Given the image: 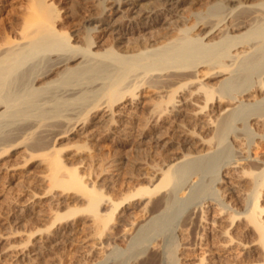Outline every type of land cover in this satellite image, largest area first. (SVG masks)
Masks as SVG:
<instances>
[{"label":"bare ground","instance_id":"bare-ground-1","mask_svg":"<svg viewBox=\"0 0 264 264\" xmlns=\"http://www.w3.org/2000/svg\"><path fill=\"white\" fill-rule=\"evenodd\" d=\"M172 1L154 0L150 3L147 0H104L99 17L91 13L87 15L85 21L92 26L88 24L85 36L78 32L80 28L77 23L73 25L72 31L63 30L62 25L69 17L68 12L44 1V5L33 6L22 26L15 30L13 38L7 37L0 41V159L3 160L9 155L15 157L19 152L13 151L21 147L25 148V152L18 156L24 163L31 162L32 165L34 160L41 158L46 163L43 168L50 183L49 191L60 188L83 192L87 197L84 211L90 212L95 222L102 227H109L120 203L108 198L112 204L107 208L108 212L102 213L105 194L96 187L86 186L80 172L78 174L80 169L77 171L73 166L74 158H69L67 150L71 146L70 136L80 125L86 123L89 114H93V122H104L108 117L106 106L113 109L112 106L122 103L123 106L120 107L128 109L130 101L125 103V98H129V94L135 95L138 89L148 85V88L157 90L156 94L154 91V96L157 95L159 99L166 98L156 100L155 104L153 102L158 110L174 106L180 108L181 110H176L181 113L187 111L191 114L190 109V112L186 109L208 107L211 112H215L212 114L217 113V118L213 117V124L216 125L215 139L219 145L224 144L231 132H234L233 129H238L237 124L244 127L242 129L246 133L245 140L249 145L254 139L264 140V0H180L177 8L173 10V13H177L173 16V21L167 25L161 24L162 16L156 14L158 21L147 24L152 28L149 37L135 36V39L129 38L130 41L122 44V39L114 36L117 21L110 16L119 11L135 14L138 23L129 27V30L141 29L142 32L141 25L146 24L144 17L154 13L156 9L157 12L159 7L161 10H169L164 7L166 4H173ZM212 1L215 2L211 3ZM233 3L238 6L234 5L233 8ZM185 5L187 6L183 12H177L179 6ZM121 31L124 32L122 28ZM142 95L141 93L140 96ZM175 96L178 99L175 100ZM139 103L131 102L129 107L131 105L130 108L138 109ZM124 110L119 111L121 115ZM126 115H130L129 112ZM129 119L133 120L132 117ZM57 139L58 142L60 140L61 148H57ZM241 139L243 142L244 139ZM226 145L215 153L213 151L214 154L199 155L171 167L153 188H136L135 192L123 199L133 202L148 198L153 202V197L162 192L159 197L157 195L152 207L146 206L143 209L142 214L147 217V223L137 230L134 238L131 237L132 243L123 252L132 254V258L143 253L145 244L153 233L158 234L178 225L180 215L190 207L197 208L198 205L202 211V215L198 213L200 217L196 220L193 217L192 220L187 214L191 225L209 228L213 235L211 238L204 237L207 234L199 238V245L196 247L187 243L184 234H179L180 239L177 242L188 245L186 249L198 247L207 250L208 254L204 251L207 255L215 251L220 253L222 258L210 261L211 264H237L241 260L246 261V248H250L255 254H261L264 259V207L261 198V191L264 190V159L254 154L255 158L249 160L250 156H245L244 152L240 159L231 162L229 159L233 152L230 151V145ZM80 162L75 163L82 165ZM246 162H249V166H256L258 171L251 172L246 167ZM15 165L17 164H12L9 160L0 162V169H9ZM247 174L252 175V178L248 182V197L245 196L243 201L239 200L243 210L237 208L229 199L215 203L214 207V202L206 200L212 192V183L219 180L228 189L240 188ZM193 175L200 177V181L189 186L190 192L184 199L178 198L179 190L188 184V179ZM6 177L8 179L9 175ZM145 219L144 217L143 220ZM248 237L250 239L246 240ZM166 239L164 251L161 249L159 256L154 254L144 264L179 262L177 250L182 245L176 244L174 236ZM116 244L118 245L115 242ZM112 250L111 253L114 252ZM203 258L207 259V256ZM100 259L97 262L102 263V258ZM198 261L185 260L182 264H203L202 260Z\"/></svg>","mask_w":264,"mask_h":264},{"label":"rangeland","instance_id":"rangeland-1","mask_svg":"<svg viewBox=\"0 0 264 264\" xmlns=\"http://www.w3.org/2000/svg\"><path fill=\"white\" fill-rule=\"evenodd\" d=\"M44 1L46 3L54 4L59 10L63 9L68 12L69 17L62 25L63 30L72 31L73 25L77 23L76 25L80 28H78V32H80L82 36L87 34V28L90 25V23H86L85 20L91 14H97L96 16L99 17L103 9L102 7L104 6V0H0V41L2 42L7 37L13 38L15 36V30L22 26L25 20L24 18H27L28 14L32 12L31 9L33 6L37 4L44 5ZM152 1L154 0H147V2L150 3ZM179 1L180 0H173V4H166L164 8L169 10H161V7H159L157 12H155L156 9L154 10V13L152 12L150 15H146V18L144 17L143 19L146 24L141 25L143 31L141 32V29H136L138 32L140 31L139 33L136 30H129V27L138 23L135 14H128L123 11L117 12L110 16L111 19L117 21V30L115 31L114 36L117 37V39H122V44L133 40V38L135 39V36L137 38L149 37L152 33V28L147 24H153L154 20L158 21L156 14L159 17L160 15L162 16L160 17L161 24L163 23L164 25H167L168 22L173 21V16L177 14L176 12L173 13V10L177 8ZM213 2L215 1H212L211 3ZM234 5L238 6L233 3V8H235ZM186 6L187 5L179 6L177 12H181V10L183 12ZM125 24H127V26ZM90 26H92V24ZM121 28L124 32L121 31ZM147 86H143L144 89L143 87H141L142 89L140 88V90L138 89L135 95H133L134 93L129 94L127 96L129 98H125V103L128 101H130L129 104L136 101L140 102L138 104V109L135 108L138 111L130 108L131 105L129 107L128 103V109L125 107V110L121 108L123 106L122 103H117L118 105L115 104L112 106L113 109H109V106H106L105 110L108 117L105 118L104 122L98 120L93 122V114H89L87 117L88 119L85 120V127L83 124V126H79L80 128L84 127L85 129H80L78 127L76 132L70 136L71 138H69V143H71V146L70 144L69 146L71 149L69 147V149H67L69 152L68 156L71 160L74 158L72 161L74 164L73 166L77 168V171L80 169L78 174L80 172L79 175L80 177H83L82 179L84 180V183L87 184L86 186L88 188L96 187L99 191L101 190L106 196L105 203L109 199H112L111 201L114 200L117 204L120 203L118 210L116 209L114 212V217L109 223V227L108 225L102 227V225L95 222L94 217L90 212L84 211L87 206V197L84 196L83 192L76 191L75 189H69V191H67L60 188H54L53 190L50 189L49 191L48 185H50V183L48 181L47 173L43 168L46 163H43L41 158L34 160L32 165L31 162L24 163V161H21L22 158L18 155L23 154L25 148L21 147L15 149L13 151L14 153L19 152L18 154H15V157L9 155L3 160L0 159L1 163L9 160L12 164H17L15 167L13 166L9 169H0V264H115L118 262L125 264L124 262L126 261V264H142V262L144 264L145 262L147 263V261H145L146 259L149 260L154 254L159 256L162 252L161 249H165L166 237L174 236L176 244L182 245L180 241H177L180 239L179 234H184L183 237H185L187 243H190V246L196 247L199 245V238L206 234L207 236L204 237L208 238L213 235L209 228V230L207 228H205V230L199 225H191V219L193 220V217H195L194 219L196 220L197 217L202 215V211L197 205V208L192 206L180 215V219L178 218L179 222L177 221L178 225L176 224L177 227H170L158 234L153 233L152 236H155H151L152 239L150 237L148 243L145 244V253L141 252V256H139V254L135 258H132V254L127 253V251L123 252V250L132 243V238L136 236L137 230L139 231L141 226L147 223H145V221L148 220L147 217L144 213L142 214L143 209L146 206L152 207L154 200L162 194V192H160V195L157 194L158 197L155 195V197H153V202L148 198L143 200H133V202L131 200L123 201L128 195L135 192L137 190L136 188L144 186H150L153 188L155 184L159 183L162 179L164 172L171 167L177 164L180 165L188 161V159L192 160V158L194 159L199 155H210L213 151L215 153L217 150L221 149L224 144H227L226 146L230 145V151L233 152V156L231 155V158L229 159L231 162H234L237 158L240 159L245 153V156L247 154L250 156L249 160H253L256 155H260L264 159V140L254 139V142L249 145L246 143L247 140H245L246 133L244 129H242L244 127H241L240 124L239 126L237 124L238 129H233L234 132H231L232 134L230 133L231 135L227 138L228 140L226 139L223 145H219L217 139H215L216 125L213 124L214 119L217 118V113L215 115L212 114L215 112H211L212 110L208 107L198 110L195 107L194 109H186L188 112L191 111V114L187 113V111H182L181 113L176 110L180 108L174 106L172 107L174 109L168 106L165 110L159 109V111L154 107L156 100H166V98H157V95L154 96V94L157 93V90L155 91L153 90L154 88H148ZM141 93L143 94L142 96H140ZM174 99L176 100L178 98L175 96ZM131 109H133V111H131ZM120 110H124V114L121 115L119 112ZM167 110L171 112H168ZM126 112H129L130 115H126ZM130 112L136 113L131 114ZM128 116L132 117L133 120L129 119ZM210 121L212 122L211 124ZM240 129L242 130L238 131ZM78 133L80 135H78ZM241 138L244 139L243 142ZM238 139L241 140L243 146ZM234 140H237V142H234ZM57 142V148H61L62 145H60V140L58 143ZM237 145L239 146L237 147ZM239 147H243V149ZM239 150H241L240 153ZM16 156L18 157L16 158ZM80 158H82L83 161ZM76 160L79 161L77 162ZM80 160L82 162H80ZM20 162L22 163L19 164ZM75 162H80L82 165H78ZM248 166L249 162H246V167L250 168L251 172L258 171L256 166ZM6 175H9L10 178L8 177L7 179ZM194 176L195 175H193L190 180L188 179V184L186 183L185 186L182 185L184 187H181L179 190L181 193L178 192V198L184 199L187 196L186 194H189L190 187L196 185L200 181V177L197 178ZM250 177L252 178V175H246V179L242 182L240 188L229 187L228 189V187L224 186L221 181L217 180V182L212 183V192L206 197V200L211 203L214 202L212 204L214 207L216 205L215 203H222L223 200L228 201L229 199V201L236 205L237 208L243 210V206L239 200H242L243 198L245 199V196L248 197L247 194L249 191L247 187L248 182L251 180ZM261 193L263 194L261 195V198H263L262 205L264 207V190H262ZM110 200L106 204L104 202L102 203V208L104 207L101 209L102 213L108 212L107 208L112 204L109 203L111 202ZM88 213H90L89 216ZM198 213H200V215ZM156 214L159 215L158 213ZM187 214L191 219H189ZM144 217L146 218L145 220H143ZM188 222L190 224H188ZM178 230L181 231L179 232ZM163 233L166 234L164 235ZM187 235H190V238ZM249 239L250 237H248V239L246 238V240ZM189 241H193L194 243L192 242V244ZM115 242L118 243L119 246L117 244L115 245ZM155 243L158 244L154 246ZM183 246L184 245L181 246L182 248L179 246V250H182L183 252L177 250V261H179L177 264L180 262V264H182L185 260H196L198 263L199 259L202 260L203 264H211L215 259H218V257L222 258L217 251H215L217 254L215 252H212V254L210 253L211 257L210 255H207V250H201L198 249V247L197 249H194L190 246L189 249H186L188 245H185L184 248ZM111 250L114 252L111 253ZM204 251H207V254ZM204 253L207 256V259L203 258H206ZM100 258H102V263H99ZM104 259L105 261H103ZM210 261L212 262L210 263ZM241 262L245 264H264V259L261 254H255L250 248H246V261L241 260L238 263L243 264ZM162 263L166 264L167 262L165 261L164 263L163 261Z\"/></svg>","mask_w":264,"mask_h":264}]
</instances>
